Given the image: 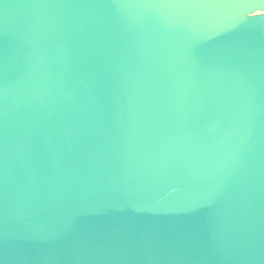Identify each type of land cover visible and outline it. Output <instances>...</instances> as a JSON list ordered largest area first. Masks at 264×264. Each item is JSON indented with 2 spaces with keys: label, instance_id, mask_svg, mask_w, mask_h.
Listing matches in <instances>:
<instances>
[{
  "label": "water",
  "instance_id": "obj_1",
  "mask_svg": "<svg viewBox=\"0 0 264 264\" xmlns=\"http://www.w3.org/2000/svg\"><path fill=\"white\" fill-rule=\"evenodd\" d=\"M0 264H264V0H0Z\"/></svg>",
  "mask_w": 264,
  "mask_h": 264
}]
</instances>
